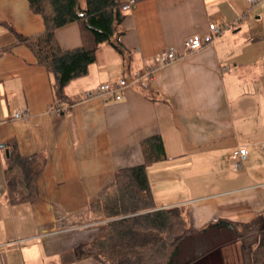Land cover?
I'll use <instances>...</instances> for the list:
<instances>
[{"label": "crops", "instance_id": "crops-1", "mask_svg": "<svg viewBox=\"0 0 264 264\" xmlns=\"http://www.w3.org/2000/svg\"><path fill=\"white\" fill-rule=\"evenodd\" d=\"M81 7L85 1L78 0ZM43 28L27 0H0V47ZM225 24L211 43L153 68L167 46ZM129 55L102 46L85 75L64 88L59 114L52 77L25 45L0 55V264H101L87 245L105 219L89 210L119 167L144 161L142 139L159 134L166 158L146 168L156 208L183 206L200 229L218 218L249 221L264 210V0H135L117 26ZM62 49L81 45L79 26L58 27ZM152 68L113 92L86 96L98 84ZM25 107L27 115L14 118ZM41 168L38 197L25 184L8 192L6 141ZM247 149L240 169L232 153Z\"/></svg>", "mask_w": 264, "mask_h": 264}, {"label": "trees", "instance_id": "trees-1", "mask_svg": "<svg viewBox=\"0 0 264 264\" xmlns=\"http://www.w3.org/2000/svg\"><path fill=\"white\" fill-rule=\"evenodd\" d=\"M27 1L29 9L41 16L43 28L23 35L1 21L15 39L0 47V55L25 45L52 77L53 103L70 105L65 86L87 73L102 46L111 47L121 61L129 55L117 28L126 16L122 9L125 0H84V7L78 0ZM70 22L79 26L81 45L62 49L55 31ZM3 145L7 149L4 175L8 192L12 194L23 182V198L35 200L39 161L35 155L20 154L15 139ZM140 145L144 161L116 169L113 180L89 204V210L106 220L104 231L87 245L101 264H194L216 249L224 252L226 264H264V210L245 222L218 218L203 228H190L183 206L156 208L154 203L146 168L166 158L161 136L150 135ZM205 239L207 245L199 249L196 243H205ZM186 241H192L197 251L183 256L181 248Z\"/></svg>", "mask_w": 264, "mask_h": 264}, {"label": "built area", "instance_id": "built-area-1", "mask_svg": "<svg viewBox=\"0 0 264 264\" xmlns=\"http://www.w3.org/2000/svg\"><path fill=\"white\" fill-rule=\"evenodd\" d=\"M135 0H125L124 4L122 5V9L127 11L131 8ZM251 4L258 3L262 0H247ZM224 29H226L225 24H217L211 22L208 24V32L203 35H193L185 38L182 42L183 50H177L173 46H167L162 50L158 51L153 56V68L161 67L172 61L179 58L182 53L194 51L201 46L211 43L213 39L219 35ZM152 72V68L144 69L142 72L134 71L130 78L121 77L114 81H108L104 83L98 84L92 91H87L85 93L86 96L92 95H102L105 92H113L119 96V93L123 87L128 85L130 82L134 81L137 78L142 77L143 75H149ZM66 108V105L62 103H57L54 107H52L49 111L55 114L61 113ZM27 115V110L25 107L14 111L13 117L20 118ZM247 149L245 147H238L236 151H234L231 155L233 159V167L235 169H240L244 164L246 159Z\"/></svg>", "mask_w": 264, "mask_h": 264}, {"label": "rangeland", "instance_id": "rangeland-1", "mask_svg": "<svg viewBox=\"0 0 264 264\" xmlns=\"http://www.w3.org/2000/svg\"><path fill=\"white\" fill-rule=\"evenodd\" d=\"M127 51V50H126ZM192 243V241H191ZM190 242L186 241L184 243V245L181 248V253L183 256H187L192 254L193 252H196L197 249L195 248V244H191ZM196 245L199 246V249H203L204 246L207 245V241L205 239V243L202 242V244H198L196 243ZM194 264H226V261L224 259V252L216 249L213 250L212 252H210L209 254H207L205 257L201 258L200 260H198L197 262H195Z\"/></svg>", "mask_w": 264, "mask_h": 264}]
</instances>
